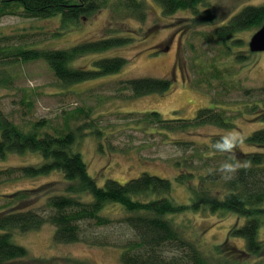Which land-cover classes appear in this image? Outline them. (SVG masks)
Returning <instances> with one entry per match:
<instances>
[{
	"label": "rangeland",
	"instance_id": "obj_1",
	"mask_svg": "<svg viewBox=\"0 0 264 264\" xmlns=\"http://www.w3.org/2000/svg\"><path fill=\"white\" fill-rule=\"evenodd\" d=\"M140 1L144 11L142 17L131 14L122 0H108L95 12L80 15L77 20L65 24L58 16L27 18L18 13L0 16L1 46L34 42L41 47L68 48L103 37H118L122 39L120 43L86 51L70 65L93 69L97 59L111 56L123 57L126 61L114 73L64 84L43 60L10 63L8 57L0 60V69L3 68L12 81L0 87L1 107L18 123L46 118L52 127L65 121L73 130L81 126L74 147L98 185H103L107 178L123 183L144 171L170 179L169 197L173 202L192 205V208L173 214L172 220L197 244L209 264H223L214 253L218 246L229 249L232 243L243 246L244 241L238 237L224 244L229 229L241 224L243 219L229 210L212 211L203 207V202L211 197L201 195L200 191L195 201L196 192H192L188 184L194 188H208L210 196L223 186V181H212L211 176L200 183L198 178L200 173L221 174L219 169L226 163L221 156L216 157L219 151L212 147L213 134L239 131L244 137L243 142L237 144L240 149L264 153V145H251L246 141V137L264 122L254 117L255 112L243 104L242 96L245 89L258 93V88L264 86V51L248 50L249 38L256 28L234 35L240 40L231 44L230 55L224 53L225 47L213 35L215 27L226 23L245 5L264 4V0H205L197 7L202 14L213 13L209 20L200 19L189 9L165 15L156 0ZM237 52L248 53V56L235 60ZM140 76L168 77L172 86L164 93L132 97L130 90L122 88L121 81ZM22 99L33 101L32 107L25 106ZM209 106L236 116L235 125L221 128L203 124L183 131L162 130L141 119L142 113L152 110L165 118L194 117L199 108ZM129 112L131 114H126ZM95 129L102 132L96 134ZM177 140L189 143L180 146L175 143ZM207 159L211 162L208 169L203 163ZM41 161L42 156L37 151L8 153L0 157V169ZM181 167L183 173L186 168L196 170L190 183L188 177L177 180ZM1 173L0 209L6 206L4 195L16 190L52 181L54 185L48 189L55 187L61 191L64 186L63 175L58 171L33 177L11 174L9 178ZM101 214L112 222L104 226L90 222L86 232L105 237L115 245L56 242L54 226L46 223L25 232L12 230L11 240L24 246L28 254L4 264H121L117 243L122 244L130 235L124 233L127 227L122 221L127 212L119 204L109 203ZM258 234L264 237V228ZM226 248H222L224 252ZM225 264H264V250L242 255L240 261Z\"/></svg>",
	"mask_w": 264,
	"mask_h": 264
},
{
	"label": "trees",
	"instance_id": "obj_2",
	"mask_svg": "<svg viewBox=\"0 0 264 264\" xmlns=\"http://www.w3.org/2000/svg\"><path fill=\"white\" fill-rule=\"evenodd\" d=\"M107 1L0 0V16L13 13L27 18L58 16L65 24L67 21L77 20L80 15L95 12ZM122 1L131 14L142 17L144 11L140 0ZM156 1L160 3L165 15H171L181 9H189L202 20H209L213 16V13L202 14L198 10V4L204 3L205 0ZM263 23L264 4H248L231 16L226 23L215 27L213 35L216 41L225 47L224 53L230 55L231 44L240 40L234 38L237 32L251 27L257 29ZM121 40L118 37H103L68 48L41 47L34 42L15 47L0 45V60L8 57L11 58L10 63L43 60L62 83L70 84L118 71L126 62L125 58L119 56L99 58L93 63V69L75 68L70 64L86 51L106 49L120 43ZM247 56L248 53L237 52L234 59L240 61ZM11 82V77L3 68L0 69V87ZM121 83L123 89L131 91L132 97L164 93L172 86L170 78L158 76L126 78ZM242 96L243 104L250 107V111L255 112L254 117L264 122V86L258 88V93L245 89ZM21 101L25 106L33 105V101H24V99ZM141 116L142 120L150 121L159 129L181 131L203 124L230 128L235 125L234 120L237 118L228 115L225 110L218 111L216 106L201 107L194 117L188 118H165L156 110L146 111ZM52 126L51 121L46 118L18 123L2 109L0 103V157L8 153L23 154L27 151H37L42 156V161L37 164L0 169L1 175L5 178H9L11 174L33 177L58 171L62 173L64 181L61 191L55 187L48 189L54 185L52 181L4 195L6 206L0 209V264L28 254L24 246L11 240L12 230L25 232L46 223L54 226L56 242L82 241L93 245H115L105 237L92 236L86 232L90 228V222H94L97 226L112 222L110 218L101 214L103 207L109 203H117L127 212L122 221L127 227L124 233L128 232L130 235L126 234L128 237L123 239L122 244L117 243L121 264H209L197 244L185 236L172 220L173 214L192 208V205L189 207L187 204L173 202L169 197L170 179L144 171L123 183L107 178L103 185H98L94 177L89 174L80 152L74 147L81 126L73 130L68 121L60 126ZM101 132L100 129L94 131L96 134ZM224 136L226 135L213 134L212 147ZM246 141L251 145L263 146L264 125L253 130L246 137ZM175 143L182 146L189 141L177 140ZM208 145L205 147L208 148L210 146ZM218 151L216 157L221 156L226 163H232L236 167L228 172L224 170L223 165L219 169L222 170L221 174L210 175L208 170L209 173H204L205 175L200 173L198 176L199 183L204 182L209 176L212 181H223L221 189L216 191L218 193L210 196L208 188L199 189L188 184L196 173V170L191 168H186L183 173L184 169L181 167L182 172L177 175V180L189 178L187 184L192 192H196V196L193 197L195 201L200 191L201 195L211 197L203 202V207H208L212 211L229 210L243 219L241 224L233 225L229 229L224 243L238 237L244 241L243 246L234 243L230 249L218 246L217 252L214 253L215 257L224 261L223 264L235 263L240 261L242 255L256 254L264 250V237L258 234L259 230L264 228V153L244 151L237 145L228 151ZM182 159L186 160V158ZM203 163L208 169L211 162L207 159ZM37 203L39 204L36 205ZM222 248H226V251L224 252Z\"/></svg>",
	"mask_w": 264,
	"mask_h": 264
},
{
	"label": "clouds",
	"instance_id": "obj_3",
	"mask_svg": "<svg viewBox=\"0 0 264 264\" xmlns=\"http://www.w3.org/2000/svg\"><path fill=\"white\" fill-rule=\"evenodd\" d=\"M243 135L239 131L233 130L228 133L226 136L222 137L220 140H217L214 144V147L221 151H228L233 149L238 143L243 142ZM236 165L232 163H225L223 168L225 171L231 172Z\"/></svg>",
	"mask_w": 264,
	"mask_h": 264
},
{
	"label": "water",
	"instance_id": "obj_4",
	"mask_svg": "<svg viewBox=\"0 0 264 264\" xmlns=\"http://www.w3.org/2000/svg\"><path fill=\"white\" fill-rule=\"evenodd\" d=\"M248 50L250 52L264 51V23L250 36Z\"/></svg>",
	"mask_w": 264,
	"mask_h": 264
}]
</instances>
